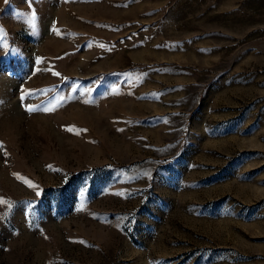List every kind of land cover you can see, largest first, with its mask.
Segmentation results:
<instances>
[{"label":"rangeland","instance_id":"374dc122","mask_svg":"<svg viewBox=\"0 0 264 264\" xmlns=\"http://www.w3.org/2000/svg\"><path fill=\"white\" fill-rule=\"evenodd\" d=\"M0 264H264V0H0Z\"/></svg>","mask_w":264,"mask_h":264},{"label":"snow or ice","instance_id":"6c2138e0","mask_svg":"<svg viewBox=\"0 0 264 264\" xmlns=\"http://www.w3.org/2000/svg\"><path fill=\"white\" fill-rule=\"evenodd\" d=\"M6 2H7V0H6Z\"/></svg>","mask_w":264,"mask_h":264}]
</instances>
